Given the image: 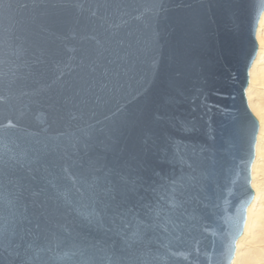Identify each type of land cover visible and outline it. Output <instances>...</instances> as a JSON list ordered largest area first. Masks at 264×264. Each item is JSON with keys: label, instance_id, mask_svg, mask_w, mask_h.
<instances>
[{"label": "water", "instance_id": "obj_1", "mask_svg": "<svg viewBox=\"0 0 264 264\" xmlns=\"http://www.w3.org/2000/svg\"><path fill=\"white\" fill-rule=\"evenodd\" d=\"M263 10L0 0V264H230Z\"/></svg>", "mask_w": 264, "mask_h": 264}, {"label": "bare ground", "instance_id": "obj_2", "mask_svg": "<svg viewBox=\"0 0 264 264\" xmlns=\"http://www.w3.org/2000/svg\"><path fill=\"white\" fill-rule=\"evenodd\" d=\"M255 36L257 52L249 68L245 89L248 107L258 121L250 179L253 197L230 264H264V10Z\"/></svg>", "mask_w": 264, "mask_h": 264}, {"label": "snow or ice", "instance_id": "obj_3", "mask_svg": "<svg viewBox=\"0 0 264 264\" xmlns=\"http://www.w3.org/2000/svg\"><path fill=\"white\" fill-rule=\"evenodd\" d=\"M253 123H255V122H253ZM234 239H235V238H233V243H232V245H231V250H234Z\"/></svg>", "mask_w": 264, "mask_h": 264}]
</instances>
